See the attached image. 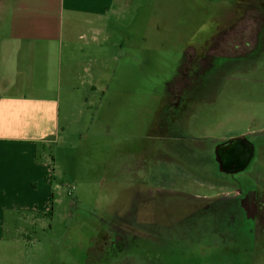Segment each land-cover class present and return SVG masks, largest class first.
I'll return each mask as SVG.
<instances>
[{
	"label": "rangeland",
	"instance_id": "374dc122",
	"mask_svg": "<svg viewBox=\"0 0 264 264\" xmlns=\"http://www.w3.org/2000/svg\"><path fill=\"white\" fill-rule=\"evenodd\" d=\"M94 27L65 40L61 136L41 152L54 213L17 219L25 236L10 264H264V232L233 210H201L211 200L198 196L233 185L189 176L160 139L183 96L184 134L166 142L211 151L251 134L248 172L264 187V0H131ZM6 38L3 23L0 72L15 49ZM217 56L228 68L204 88Z\"/></svg>",
	"mask_w": 264,
	"mask_h": 264
},
{
	"label": "crops",
	"instance_id": "0c3cea01",
	"mask_svg": "<svg viewBox=\"0 0 264 264\" xmlns=\"http://www.w3.org/2000/svg\"><path fill=\"white\" fill-rule=\"evenodd\" d=\"M130 1L0 0V30L15 48L0 72V264L22 244L17 219L29 225L50 212L52 165L41 152L61 136L65 40H86Z\"/></svg>",
	"mask_w": 264,
	"mask_h": 264
},
{
	"label": "flooded vegetation",
	"instance_id": "af4514ba",
	"mask_svg": "<svg viewBox=\"0 0 264 264\" xmlns=\"http://www.w3.org/2000/svg\"><path fill=\"white\" fill-rule=\"evenodd\" d=\"M259 33L257 39L262 40L264 32ZM249 55L247 53L246 57H249ZM229 60L231 58L217 56L211 58L210 62L206 63V67L203 66L205 68L200 71L202 72L201 80L203 81L204 88L207 86L205 85L206 83L213 82L214 84L216 80H219L220 73L223 72L224 74L226 72L225 69L228 68L224 67V63L229 62ZM172 99H175V97H172ZM182 99L183 96H179L176 101L169 102L170 104H175L174 109H172L176 111H173V114L177 115L178 113V115L174 118L173 114L172 116L170 115L171 111L166 113L170 116L165 117V125L162 128L165 134L161 135L165 137L160 135V139L163 140V151H166L168 154L172 153V155L177 157L176 166L188 173L189 176L192 175L191 169H195L202 176L208 175L215 181L229 182L235 188L236 192L234 194L222 197H218V195L215 197L198 196L197 198L199 199L210 198L211 200L210 203L208 200L206 201L208 203L204 208H201L202 211L204 209L209 214L217 215L224 211L228 213V211L233 210L239 216L244 215L249 220L255 234L260 231L264 232V187L259 185L261 182H258L257 176L253 175V168L251 169L252 172H248L253 162L257 159L258 154V145L253 140L254 136H251V134L243 135L245 138L233 145H228V141L218 143L211 151L205 149L198 151L187 144H181L180 148L173 147L171 143L166 142L167 139L177 135L183 136L184 134L182 124H180V127L178 124V122L180 123L182 114H184ZM170 107L168 104L167 108L170 109ZM221 145L223 146L221 147ZM233 156L234 158H232ZM211 157H213L212 160ZM248 157H252L249 165L246 169L240 171L243 162ZM259 178L261 180V177Z\"/></svg>",
	"mask_w": 264,
	"mask_h": 264
},
{
	"label": "water",
	"instance_id": "95a60500",
	"mask_svg": "<svg viewBox=\"0 0 264 264\" xmlns=\"http://www.w3.org/2000/svg\"><path fill=\"white\" fill-rule=\"evenodd\" d=\"M244 138H245V136H240V137H238V138H235V139H232V140L228 141L227 144H228V145L236 144V143L240 142L241 140H243ZM223 145H225V144H223ZM223 145H221V147H222ZM221 147H220V148H221ZM218 149H219V147H218ZM218 149H217V152H218ZM232 158H234V156H233ZM235 158H237V157H235ZM251 158H252V157H248V158L243 162V164H242V168H240V171H242V170H244V169L247 168V166L249 165V163H250V161H251Z\"/></svg>",
	"mask_w": 264,
	"mask_h": 264
},
{
	"label": "trees",
	"instance_id": "16d2710c",
	"mask_svg": "<svg viewBox=\"0 0 264 264\" xmlns=\"http://www.w3.org/2000/svg\"><path fill=\"white\" fill-rule=\"evenodd\" d=\"M48 215H49V216H50V215H51V216L53 215V209L50 210V212L48 213Z\"/></svg>",
	"mask_w": 264,
	"mask_h": 264
}]
</instances>
